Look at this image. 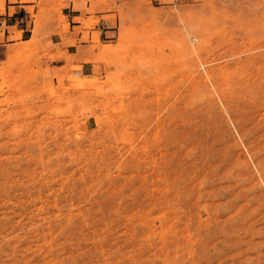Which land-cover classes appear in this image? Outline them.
<instances>
[{"label":"rangeland","instance_id":"rangeland-1","mask_svg":"<svg viewBox=\"0 0 264 264\" xmlns=\"http://www.w3.org/2000/svg\"><path fill=\"white\" fill-rule=\"evenodd\" d=\"M0 264H264V0H0Z\"/></svg>","mask_w":264,"mask_h":264},{"label":"crops","instance_id":"crops-1","mask_svg":"<svg viewBox=\"0 0 264 264\" xmlns=\"http://www.w3.org/2000/svg\"><path fill=\"white\" fill-rule=\"evenodd\" d=\"M17 6L19 7V5H8L7 6L8 13H7V17H5L6 20L15 19V21H17V22H19V21L22 20L21 17H20V14L17 13V11L15 9V8H18ZM10 7H13L14 8V11H13V14L12 15H9V8ZM14 24L16 25V22H14ZM15 28L20 32L19 33V37H21L22 34H23V32H24V28H20L18 26H15ZM99 31H100V34H103L104 33L105 36H110L109 33H108L109 30L100 29ZM77 35H78V38L81 39L83 33L82 32L81 33L79 32V34H77ZM85 45H88V44H82V46H85ZM74 47L76 48L77 46L75 44L74 45L67 44L64 47H60V51H58V52L61 55H58L57 56V59L59 61H61L62 64H65V63L76 64L75 61L72 59V55H75L76 54V51H75V48ZM80 65L84 68V70L86 69V66L87 65H84L83 62H81Z\"/></svg>","mask_w":264,"mask_h":264},{"label":"bare ground","instance_id":"bare-ground-1","mask_svg":"<svg viewBox=\"0 0 264 264\" xmlns=\"http://www.w3.org/2000/svg\"><path fill=\"white\" fill-rule=\"evenodd\" d=\"M78 85H79V86H82V85H83V83L80 81Z\"/></svg>","mask_w":264,"mask_h":264}]
</instances>
